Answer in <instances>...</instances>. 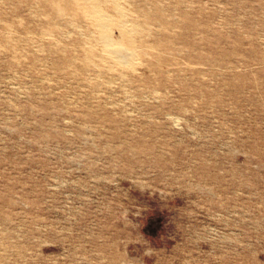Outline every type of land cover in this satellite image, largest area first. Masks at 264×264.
I'll list each match as a JSON object with an SVG mask.
<instances>
[{
	"label": "rangeland",
	"instance_id": "obj_1",
	"mask_svg": "<svg viewBox=\"0 0 264 264\" xmlns=\"http://www.w3.org/2000/svg\"><path fill=\"white\" fill-rule=\"evenodd\" d=\"M149 1L163 55L136 45L90 93L45 51L14 57L5 37L31 51L39 20L0 0V264H264L245 226L264 222V0ZM232 167L258 188L237 207Z\"/></svg>",
	"mask_w": 264,
	"mask_h": 264
},
{
	"label": "bare ground",
	"instance_id": "obj_2",
	"mask_svg": "<svg viewBox=\"0 0 264 264\" xmlns=\"http://www.w3.org/2000/svg\"><path fill=\"white\" fill-rule=\"evenodd\" d=\"M24 1L30 4L32 14L38 18L39 25L23 26L22 35L28 43L34 42L35 45L31 51L12 42L14 38L5 37L7 43L13 46L14 57L21 58L35 50L45 51L46 56L51 58L58 68L73 70L79 79L84 80L91 88L90 93L96 91L99 84L107 82L102 78L103 71L108 72L110 77L117 74L127 78L140 60V52H144L143 48L141 51L137 47L139 44L149 45L153 50L159 49L160 55H163L164 48L160 38L149 44L144 43L146 36L151 34L152 24H162L167 20L165 17L159 18V15L153 12L154 3L151 4L149 0H146L144 5L138 4L136 0ZM155 3L161 4L162 0ZM19 17L20 21L24 22L23 17ZM4 25L13 27L7 20H4ZM115 27L120 31L121 39L115 37ZM73 35L77 36L78 41L72 45L69 40ZM62 101L65 102V99ZM238 171L244 173L242 167L241 170L235 167L229 169L232 173L231 183L229 186H222L227 190L230 207H237L239 203L236 200L245 192L258 191L257 187L250 185L244 178L236 176ZM221 173L223 171L218 166L214 174L219 177ZM240 205L237 213L248 214V205ZM245 226H252L256 234H261L264 230V222L257 216L249 222L245 221Z\"/></svg>",
	"mask_w": 264,
	"mask_h": 264
}]
</instances>
